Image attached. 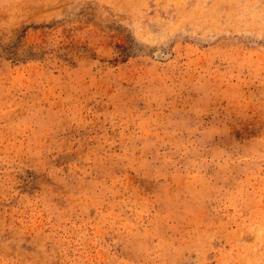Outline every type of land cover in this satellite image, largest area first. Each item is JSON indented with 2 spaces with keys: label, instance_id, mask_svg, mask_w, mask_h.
Wrapping results in <instances>:
<instances>
[{
  "label": "rangeland",
  "instance_id": "374dc122",
  "mask_svg": "<svg viewBox=\"0 0 264 264\" xmlns=\"http://www.w3.org/2000/svg\"><path fill=\"white\" fill-rule=\"evenodd\" d=\"M0 264H264V0H0Z\"/></svg>",
  "mask_w": 264,
  "mask_h": 264
}]
</instances>
